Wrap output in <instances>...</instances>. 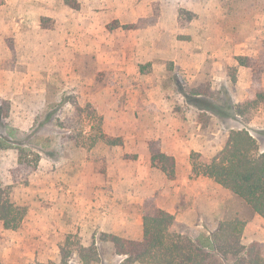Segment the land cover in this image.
Wrapping results in <instances>:
<instances>
[{"label": "rangeland", "instance_id": "374dc122", "mask_svg": "<svg viewBox=\"0 0 264 264\" xmlns=\"http://www.w3.org/2000/svg\"><path fill=\"white\" fill-rule=\"evenodd\" d=\"M72 1L77 10L63 0H0V193L24 213L16 230L0 224V264H57L61 246H93L99 264H119L107 235L140 239L142 215L157 208L192 239L237 218L243 244H264L263 219L191 172L192 158L215 156L230 128L247 129L264 150V105L234 115L264 90V0H156V46L131 44L140 37L128 30L147 19L124 29L126 78L115 55L109 61L104 29L78 35L79 17L91 10L104 23L112 0ZM237 56L253 70L239 74ZM200 85L213 96L191 95ZM150 144L173 157V180L150 166Z\"/></svg>", "mask_w": 264, "mask_h": 264}, {"label": "trees", "instance_id": "16d2710c", "mask_svg": "<svg viewBox=\"0 0 264 264\" xmlns=\"http://www.w3.org/2000/svg\"><path fill=\"white\" fill-rule=\"evenodd\" d=\"M70 8L77 10L79 4L72 0H63ZM40 19L39 26L47 28ZM190 20V18H188ZM114 26H118L115 23ZM134 25L123 26L131 29ZM111 28L109 27L108 30ZM12 49V43H8ZM239 66L253 68L251 58L237 56ZM253 70V69H252ZM236 81L235 74L230 75ZM193 96L212 97L214 92L204 85L190 92ZM264 105V90L258 91L253 100H246L234 106V115L245 117L250 109ZM150 166L165 176L175 178L173 157L162 153L157 146L148 147ZM191 172L195 176L211 180L222 189L241 199L246 206L264 220V150L258 147L256 139L247 129H229L221 150L213 157L196 155L192 158ZM24 217L23 210L9 199L3 200L0 193V224L4 230H16ZM174 215L163 208H157L151 214L142 215V237L130 240L118 235H107L114 255L123 257L119 264H264V244L253 242L243 244L244 222L226 219L219 222L211 238H195L177 233ZM57 264H68L75 256L79 264H99L101 254L93 246L78 247L76 252L58 247ZM43 264V263H35ZM49 264V263H48ZM52 264V263H50Z\"/></svg>", "mask_w": 264, "mask_h": 264}, {"label": "crops", "instance_id": "0c3cea01", "mask_svg": "<svg viewBox=\"0 0 264 264\" xmlns=\"http://www.w3.org/2000/svg\"><path fill=\"white\" fill-rule=\"evenodd\" d=\"M155 1L156 0H112L111 9L109 11L110 13L107 16L108 19L104 23L102 22L99 13L89 10L86 16H83V18L80 16L78 19V22H80L78 23V35L79 37L88 40L91 39L94 31L104 29L105 35L109 39L108 46H112L110 48L112 59L109 61L113 62L114 58L118 59V61H116L118 63V71L116 72V75H121L126 78V75L130 72L129 69L132 68L128 64L131 65L133 62H131L130 57L128 60H125V57L127 56L123 50L124 46H122V44L123 40H125L123 38L129 34L127 33L126 35V30H124L123 26L145 23L144 21L147 19L150 23L148 22L146 26L143 25L142 29L136 31L128 30L130 34H134L135 37H140L138 41H133L134 43L132 42L131 44L139 46L143 39L144 42H148L150 45H155L154 42L159 39L162 31V29L160 30L161 12L159 9L158 11L155 10L153 6ZM115 23H117L118 26H114ZM102 25L104 26L102 27ZM105 25H107V27L111 26V29L108 30ZM79 45L80 54L86 53L87 49H85V44L79 42ZM113 55H115L114 58ZM234 66L239 74L243 72L246 73L248 70L246 67L239 66L238 63L234 64ZM162 153L164 152L162 151Z\"/></svg>", "mask_w": 264, "mask_h": 264}]
</instances>
